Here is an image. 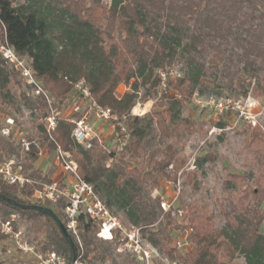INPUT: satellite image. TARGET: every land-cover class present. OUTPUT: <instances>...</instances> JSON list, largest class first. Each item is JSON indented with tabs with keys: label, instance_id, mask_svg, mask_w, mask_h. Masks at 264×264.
I'll return each mask as SVG.
<instances>
[{
	"label": "trees",
	"instance_id": "obj_1",
	"mask_svg": "<svg viewBox=\"0 0 264 264\" xmlns=\"http://www.w3.org/2000/svg\"><path fill=\"white\" fill-rule=\"evenodd\" d=\"M4 38L19 57L29 60L53 108L58 109L75 84L83 82L100 108L119 117L127 115L129 139L124 150L131 157L138 158L145 150V137L154 123L159 138L167 143L162 159L150 172H141L128 163L107 166L112 154L105 151L103 143L94 139L89 148L76 143L71 136L75 125L66 118L56 121L50 135L43 124L38 133L40 145L51 150L59 147L70 155L79 177L92 185L111 211H125L127 221L162 258L178 264H229L240 254L245 264H264L261 127H249L245 145L258 175L251 174L247 179L227 172L222 184L227 196L220 205L222 223L217 227L212 213L197 205L185 209L174 205L171 212L164 213L159 198L143 199L139 195L142 186L157 188L169 166L174 169L169 180L176 182L185 164L176 142L180 130L190 131L194 123L176 117L175 103L162 111L131 115L140 89L145 90L142 101L158 96L159 72H169L166 67L176 58L185 62V73L174 82L168 80L167 90L174 91L182 102L189 101L197 85L217 82L237 89L244 97L264 99V0H111L108 7L102 6L101 0H0V40ZM17 77L18 73L0 56V111L17 110L14 90L22 86ZM120 84L128 86L129 91L118 98L115 90ZM27 100L28 108L45 120L49 107L44 99ZM3 157H16L25 174L50 182L33 168L38 158L35 146L21 152L9 138L0 136V161ZM206 160V156L197 158L195 167ZM30 194V188L24 191L0 181V242L7 238L1 232V223L9 213L29 222L30 241L41 252H54L70 262L79 256L81 261L100 258L109 251L111 243L97 239L93 226L83 216L79 218L80 249L71 236L63 237L50 214L19 207L46 208L61 221L54 208L35 204ZM13 228L16 230L15 225ZM172 230L190 236L188 249L174 246Z\"/></svg>",
	"mask_w": 264,
	"mask_h": 264
},
{
	"label": "rangeland",
	"instance_id": "obj_2",
	"mask_svg": "<svg viewBox=\"0 0 264 264\" xmlns=\"http://www.w3.org/2000/svg\"><path fill=\"white\" fill-rule=\"evenodd\" d=\"M23 1L26 0H17V2ZM110 2L111 0H101V5L108 7ZM185 68V62L181 58H176L170 66L166 67L165 71L173 72L168 80L174 82L178 76L183 77ZM17 81L22 84L14 90V106L17 110L0 111V136L2 130L9 129L11 137L22 135L31 141L36 138L39 126L44 125L45 121L37 111L28 108L27 99L33 98L31 89L26 87L19 77ZM127 91L129 87L120 84L115 90V95L119 98ZM144 93V89L139 90L138 103L133 107L131 115L142 116L152 111H162L169 103H175L176 117L188 119L194 123V126L190 131L181 129V136L176 142L178 155L185 161L184 166L177 173L176 182L169 180L174 172V169L169 166L164 170L165 174L160 177L157 188L149 190L148 187L142 186L139 195L143 199L151 200L155 198L175 199L174 205L181 209H185L188 205H197L212 213L214 225L220 226L222 223L220 205L227 196V193L222 190V184L227 172L246 176L247 179L251 174L258 175V168L245 145L249 139V127L258 125L264 132V99L244 97L237 89L226 88L220 82L197 85L189 101L185 102H182L171 89L148 101L140 100ZM178 100L179 103L176 102ZM160 103L163 106L159 107ZM89 108V103L82 100L75 88L58 106V110L65 118H74L75 115L82 117ZM108 137L103 145L105 151L112 154V159L107 161L106 165L123 167L124 163H128L141 172H150L155 167V162L162 159V150L167 143L159 138L154 123L145 137L146 148L138 158L127 154L124 147L120 150V136L116 130ZM203 156H206L207 160L195 167L196 159ZM7 158L3 157L1 161ZM119 181L121 182V179ZM50 207L60 215L59 209L54 206ZM112 211L124 225H131L126 219L125 211H118L115 208ZM14 215L13 225L16 227L15 231L20 232L19 240L21 243L34 246L35 252L19 249L16 241L7 236L4 241L0 242V264H41L39 257L44 258L45 252H41L39 246L30 241L27 232L29 222ZM9 218L10 215L7 213L6 219ZM171 235L174 246L182 251L189 248L190 236L186 232L172 230ZM109 245V251L104 256L83 258L82 263L138 264L128 256L117 253L113 244ZM159 262L158 260L155 264ZM229 264H245V261L242 255L237 254Z\"/></svg>",
	"mask_w": 264,
	"mask_h": 264
},
{
	"label": "built area",
	"instance_id": "obj_3",
	"mask_svg": "<svg viewBox=\"0 0 264 264\" xmlns=\"http://www.w3.org/2000/svg\"><path fill=\"white\" fill-rule=\"evenodd\" d=\"M0 56L18 73L19 79L31 89V96L41 97L47 103L49 110L44 120V128L46 133L50 135L51 131L56 127V121L63 118V116L58 109L52 107L51 99L43 91L39 81L35 78L29 60L19 57L5 38L2 41L0 40ZM172 74V71L159 72V96L167 92V81ZM74 88L82 100L89 103L90 110L93 112L95 118L110 123L117 131L120 136L121 150L129 139L128 129L125 125L127 115L119 117L108 109L100 108L92 100L83 82H78ZM219 111L221 112L222 109L220 108ZM68 120H71L75 125L71 133L73 140L84 148H89L94 139H99L94 125L88 120L87 115H83L78 120L71 118H68ZM1 136L9 138L20 147L22 152H28L34 146L31 141L22 135L11 137L9 129L2 130ZM55 151L63 171L70 178L68 181L52 180L49 183H45L36 180L23 172L22 166L16 158L0 161V181L8 185L16 186L18 189L24 191L30 188L31 194L29 199L32 202L37 205L54 206L59 209L61 221L67 234L77 242L80 249L82 246L79 218L83 216L93 226L97 239L113 244L117 253L128 256L138 264H155L158 260L162 264H178L175 261L162 258L155 248L142 239L138 228L132 225H124L95 193L92 185L79 177L77 174V166L70 159V155L62 152L59 147ZM174 201L175 199H161L159 206L164 213L171 212ZM172 215H174L173 212ZM178 215L181 216L182 212L179 211ZM14 222L15 215H10L9 219L1 223V232L13 238L19 249L34 253V246L21 243L19 240L20 232L14 230ZM39 259L41 264H83L80 256L75 258L74 262H69L65 257L57 255L54 252H46L44 258L39 257Z\"/></svg>",
	"mask_w": 264,
	"mask_h": 264
},
{
	"label": "crops",
	"instance_id": "obj_4",
	"mask_svg": "<svg viewBox=\"0 0 264 264\" xmlns=\"http://www.w3.org/2000/svg\"><path fill=\"white\" fill-rule=\"evenodd\" d=\"M83 115H87L88 120L94 125V128L99 137L98 140L102 143L107 142L109 138L108 136H110V134H112L115 131L113 126L105 121L97 120L93 115V113L91 112L90 108L86 110L83 113ZM69 118L72 119V117ZM31 142L34 144L36 148H38V158L33 164V168L35 170H38L42 177L47 176L50 179V181L52 180L68 181L70 178L68 174L64 172L62 167L60 166V163L57 159L56 151L47 148L46 145H40L39 133L36 135V138L34 140H31ZM9 158H16V157H8L7 159ZM51 168L52 170H50Z\"/></svg>",
	"mask_w": 264,
	"mask_h": 264
},
{
	"label": "water",
	"instance_id": "obj_5",
	"mask_svg": "<svg viewBox=\"0 0 264 264\" xmlns=\"http://www.w3.org/2000/svg\"><path fill=\"white\" fill-rule=\"evenodd\" d=\"M19 207H21L22 209L36 210V211L46 212V213L50 214L51 217H53V219L55 220V222H56L61 234L63 235V237H67V232H66L62 222L58 218H56V216L50 210H48L46 208H40L37 206H20L19 205ZM69 243L71 245V242H69ZM72 261L73 262L75 261V257L72 258Z\"/></svg>",
	"mask_w": 264,
	"mask_h": 264
}]
</instances>
